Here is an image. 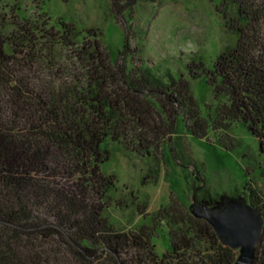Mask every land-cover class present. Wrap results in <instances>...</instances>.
<instances>
[{
  "label": "trees",
  "instance_id": "1",
  "mask_svg": "<svg viewBox=\"0 0 264 264\" xmlns=\"http://www.w3.org/2000/svg\"><path fill=\"white\" fill-rule=\"evenodd\" d=\"M234 41L208 67L128 69L101 30L28 12L0 13V264H231L237 251L179 200L152 225L119 229L105 209L117 176L104 170L107 141L154 155L165 147L179 108L203 137L205 122L191 81L203 78L220 104L214 128L238 122L264 158V0H215ZM209 121V120H208ZM264 176V168H263ZM251 202L264 214L257 189ZM167 222L171 248L159 254L155 228ZM253 264H264V230Z\"/></svg>",
  "mask_w": 264,
  "mask_h": 264
},
{
  "label": "rangeland",
  "instance_id": "2",
  "mask_svg": "<svg viewBox=\"0 0 264 264\" xmlns=\"http://www.w3.org/2000/svg\"><path fill=\"white\" fill-rule=\"evenodd\" d=\"M20 2L28 12H47L51 24L61 20L82 28L94 27L118 62L128 69L150 67L164 75L187 71L192 58L202 57L212 67L223 48L234 41L215 0H0V13ZM191 88L205 122L206 134L196 136L192 119L179 108L167 144L154 155L128 151L121 143L107 141L111 160L103 164L117 176L110 192L112 203L104 214L122 230L152 225L154 214L179 200L189 209L193 188L199 195H236L253 185L264 202V158L259 141L238 122L227 129L214 128L220 104L213 88L203 78L193 79ZM209 120V121H208ZM152 241L159 254L171 248L167 222L155 228Z\"/></svg>",
  "mask_w": 264,
  "mask_h": 264
},
{
  "label": "water",
  "instance_id": "3",
  "mask_svg": "<svg viewBox=\"0 0 264 264\" xmlns=\"http://www.w3.org/2000/svg\"><path fill=\"white\" fill-rule=\"evenodd\" d=\"M189 210L195 217L210 223L224 245L237 251L231 264L254 263L264 230V214L247 193L200 196L196 186Z\"/></svg>",
  "mask_w": 264,
  "mask_h": 264
}]
</instances>
